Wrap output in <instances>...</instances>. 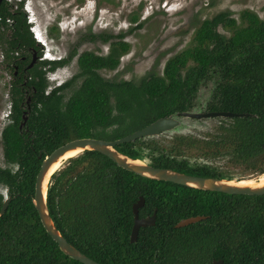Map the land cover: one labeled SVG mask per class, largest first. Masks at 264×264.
<instances>
[{
  "label": "trees",
  "instance_id": "trees-1",
  "mask_svg": "<svg viewBox=\"0 0 264 264\" xmlns=\"http://www.w3.org/2000/svg\"><path fill=\"white\" fill-rule=\"evenodd\" d=\"M20 9L12 15L5 1L0 5V45L7 59V48L18 46L28 61L29 48L39 49ZM7 19L15 21L13 28L6 27ZM137 19L133 16L130 23ZM56 31L51 28L50 35ZM87 37L107 44V54L73 50L65 59L37 62L27 71L31 99L21 128L24 94L14 83L9 90L8 124L0 134L5 165L0 186L11 200L0 216V264H80L59 251L33 207L35 178L45 156L71 141L113 142L161 118L189 112L197 88L212 74L218 82L207 112L240 117L218 120L214 134L205 139L176 136L166 146L159 139H141L115 150L194 177L231 180L234 171L238 180L264 175V19L242 11L238 22L230 13L203 20L190 45L166 60L161 75H147L138 83L108 82L99 75L115 71L128 54L124 35ZM73 58L76 73L48 91L42 69L53 71ZM183 156L211 165L177 159ZM139 198L144 204L138 218L155 210V223L140 229L130 243L131 206ZM2 204L0 195V209ZM46 207L65 241L97 264H264V195H225L148 180L96 152H84L51 177ZM194 217L203 220L175 228Z\"/></svg>",
  "mask_w": 264,
  "mask_h": 264
},
{
  "label": "rangeland",
  "instance_id": "rangeland-1",
  "mask_svg": "<svg viewBox=\"0 0 264 264\" xmlns=\"http://www.w3.org/2000/svg\"><path fill=\"white\" fill-rule=\"evenodd\" d=\"M21 0H8L17 6ZM33 31L51 59H64L75 50L77 54L92 52L106 55L108 45L98 39L89 41L88 35H124L123 41L129 52L121 58L115 71H101L100 76L108 82L126 81L138 83L147 75H161L166 60L179 54L190 45L195 29L203 20L219 13H230L239 21L242 11H250L264 19V0H23ZM136 16L135 23L130 18ZM71 21L69 24H67ZM141 24L140 29H136ZM57 32L50 35V29ZM219 33L227 35L219 29ZM76 73L75 58L63 69L48 74L51 86L68 81ZM8 77L0 69V133L6 124L8 112ZM214 84L203 86L197 96V109L202 112ZM175 131L165 134L197 136L212 130L211 120L191 121L181 119ZM195 162L194 159L191 160ZM0 167L4 168L0 145ZM238 180V171L233 172ZM253 178L251 180H257ZM6 190L0 186V195Z\"/></svg>",
  "mask_w": 264,
  "mask_h": 264
},
{
  "label": "water",
  "instance_id": "water-1",
  "mask_svg": "<svg viewBox=\"0 0 264 264\" xmlns=\"http://www.w3.org/2000/svg\"><path fill=\"white\" fill-rule=\"evenodd\" d=\"M31 62L30 66L33 65ZM180 118L187 119H200V118H224L231 119L240 117V115H233L231 113H211L206 116L197 115L194 113L181 114ZM24 117V116H23ZM179 116L173 115L167 118H161L145 128L132 133L120 140L113 142H106L94 139H79L66 143L65 145L54 150L50 155L45 156L41 162L39 171L35 178L34 194H33V207L38 215L39 221L53 242L56 243L59 251L69 259L76 261L80 264H97L89 258L82 255L72 246H70L65 239L60 235L53 225L49 217L46 207L47 191L50 185L51 177L63 166L69 159L75 158L84 152H96L108 158L118 168L132 173L144 179L153 180L157 182H165L174 185H179L199 191L217 192L225 195L233 196H262L264 195V186L249 187L237 185L240 180L228 179H213L194 177L171 170L158 169L150 165L146 158L130 159L115 150L116 146L132 143L136 140L157 138L163 134L175 131L180 127ZM25 119L23 118V121ZM71 152H79L76 156H71L67 160H63L67 154ZM63 160V161H62ZM59 165L57 169L53 168ZM259 179V178H258ZM257 179V180H258ZM256 181V180H253ZM10 198L6 199L0 209V216L4 214L10 202ZM144 201L139 199L132 207L133 213V227L130 234V243L135 242L139 229L145 227H152L155 223V212L151 217L145 219H138V210L142 207ZM202 217H194L180 221L175 228L180 229L189 225L202 221ZM212 264H220V261L213 262Z\"/></svg>",
  "mask_w": 264,
  "mask_h": 264
},
{
  "label": "flooded vegetation",
  "instance_id": "flooded-vegetation-1",
  "mask_svg": "<svg viewBox=\"0 0 264 264\" xmlns=\"http://www.w3.org/2000/svg\"><path fill=\"white\" fill-rule=\"evenodd\" d=\"M6 2L9 6H10V12L12 13V15H14L15 13H13V11L17 10L18 7L20 9V11L24 14V18L26 20V24L29 26L28 30L29 32L31 33L32 35V38L36 44V47L39 49L38 53L33 49V48H29V52H28V56H29V60L26 61V58L24 56H22V51L18 48V46L16 47H13V46H10L7 48L8 51H5L6 52V56H10V58L8 57V59L5 57V54L3 53V50H6L4 47V44L1 46L0 45V69H1V72L6 75L8 77V88H7V97H9V90L13 87L11 86L12 83H14V87L16 88H20V90L22 91V93L24 94L23 95V99L24 101L21 103V107L23 109L22 113L24 114L22 116V120L23 118L25 119L23 121V123L20 125V128L24 125L25 121H26V117H25V114H27V111L29 110V104H30V99L31 97L28 96V91H29V86H27V80L29 79L30 75L27 74V71L30 70L37 62H43V61H48V62H56V61H60L62 59H51V57L48 56V53H46L45 49H44V45L38 40L35 32L33 31V25H32V21H31V18L29 17V12L27 11L26 9V6L24 5L23 3V0L19 1L17 6H13L12 4L8 3V0H0V5L3 3V2ZM81 2V0H80ZM132 18V17H131ZM130 18V19H131ZM71 21H69L67 24H69ZM6 27L7 28H13V25L15 24V21L14 20H10V19H7L6 21ZM53 28V27H52ZM1 31H3V29H0ZM57 30V29H56ZM57 32V31H56ZM7 36H10L11 35V31L8 30L7 32ZM55 33V32H54ZM90 35V34H89ZM120 35V34H119ZM117 36V35H116ZM125 37V36H124ZM10 41V40H9ZM40 56H39V55ZM65 59V58H64ZM74 59V58H73ZM72 59V60H73ZM71 60V62H72ZM34 61L33 65L31 67L30 64L31 62ZM5 62V63H4ZM70 63V62H69ZM68 63V64H69ZM67 66V65H66ZM66 66H63V67H57L55 70L53 71H49L48 70V67H45L43 68L42 70L44 71V76H45V80L47 82V90L50 91L51 89L57 87V86H51L48 82V77L47 75L48 74H52L54 72H56L57 70H60V69H63L64 67ZM75 66H76V70H77V64H76V58H75ZM99 75H100V72H99ZM72 78V77H71ZM70 78V79H71ZM102 78V77H101ZM69 79V80H70ZM103 79V78H102ZM104 80V79H103ZM217 77H215L213 74L211 75L210 79L206 80L205 82H203L198 88H197V92H196V97L194 98V105L191 109V111L189 112H182V113H177L176 115L179 116L178 119L179 121L181 119H187V118H180L181 114H185V113H194V114H197V115H202V116H206L208 114H211V113H214V112H207V104L209 103L210 99H211V96L216 88V84H217ZM21 82L20 84H17L18 82ZM106 81V80H105ZM67 82V81H66ZM64 82V83H66ZM213 83L214 84V87H213V90L211 91V94L209 95V99L208 101L206 102L205 106L202 108V112H193L194 110L197 109V96H198V93L200 91V89L207 85L208 83ZM64 83L58 85V86H62ZM32 92L34 93L35 91L32 89ZM10 109H11V105L9 103V98H8V112L7 114L5 115V119H6V124L5 126L8 124V115L10 113ZM221 113H224V112H221ZM220 119H224V118H200V119H188V120H191V121H205V120H211L212 122H215V126H217L219 124L218 120ZM180 125H181V122H180ZM4 126V127H5ZM214 126V127H215ZM3 127V128H4ZM214 127L212 128V130L210 131H207V132H201L199 133L197 136H191V135H173V136H170L169 138H166L165 137V134H163L162 136L160 137H157V138H150V139H156V140H162L161 142H166L164 143L163 145L166 146L167 145V142L168 141H172L174 139V137L176 136H181V137H194V138H197V139H205V135L207 134H214ZM2 131V130H1ZM1 134V133H0ZM0 145H1V141H0ZM1 151H2V147H1ZM190 158V157H189ZM177 159H187V157H178ZM193 158H190V159H187L188 160V163L195 166L196 164H199V165H211L210 163L208 162H204L203 160L201 159H194L195 162H192ZM3 160V158H2ZM222 162V161H221ZM3 164H4V161H3ZM223 164L220 163V165ZM219 165V164H218ZM5 166V165H4ZM1 168V167H0ZM224 170H226L228 173H231L232 171L230 169H227V168H224ZM238 176V175H237ZM240 179V178H239ZM3 197V202L8 199L7 197V193L5 194V196H2ZM140 199V198H139ZM142 199V198H141ZM144 201V200H143ZM138 202V201H137ZM136 202V203H137ZM135 203V204H136ZM144 204V203H143ZM134 205V204H133ZM133 205L131 206V212H132V207ZM143 206V205H142ZM142 208V207H141ZM140 208V209H141ZM139 209V210H140ZM138 210V211H139ZM155 214H156V211L154 210ZM153 212V214H154ZM133 214V213H132ZM152 214V215H153ZM151 217V216H149ZM148 218V217H146ZM139 219V218H138ZM145 219V218H144ZM142 220V219H140ZM133 227V226H132ZM146 228V227H145ZM141 229H144V228H141ZM132 230V228H131ZM140 230V229H139ZM139 232V231H138ZM130 234H131V231H130ZM138 235V234H137ZM136 241V240H135ZM129 242H130V235H129ZM134 243V242H133ZM215 262V261H213ZM212 262V263H213ZM218 262V261H217ZM211 263V264H212ZM221 264V263H220Z\"/></svg>",
  "mask_w": 264,
  "mask_h": 264
},
{
  "label": "bare ground",
  "instance_id": "bare-ground-1",
  "mask_svg": "<svg viewBox=\"0 0 264 264\" xmlns=\"http://www.w3.org/2000/svg\"><path fill=\"white\" fill-rule=\"evenodd\" d=\"M79 152H71L66 155V157L63 160H67V158L71 156H76ZM62 160V161H63ZM59 165H56L54 169H57ZM239 183L237 185L239 186H249V187H261L264 186V175L260 176L258 180L253 181V180H240L238 181Z\"/></svg>",
  "mask_w": 264,
  "mask_h": 264
}]
</instances>
